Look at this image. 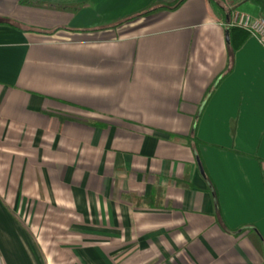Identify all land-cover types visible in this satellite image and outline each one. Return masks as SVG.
Returning <instances> with one entry per match:
<instances>
[{
    "label": "crops",
    "instance_id": "crops-1",
    "mask_svg": "<svg viewBox=\"0 0 264 264\" xmlns=\"http://www.w3.org/2000/svg\"><path fill=\"white\" fill-rule=\"evenodd\" d=\"M30 1L0 0V264L56 234L83 264H264V48L229 25L264 0Z\"/></svg>",
    "mask_w": 264,
    "mask_h": 264
},
{
    "label": "rangeland",
    "instance_id": "rangeland-1",
    "mask_svg": "<svg viewBox=\"0 0 264 264\" xmlns=\"http://www.w3.org/2000/svg\"><path fill=\"white\" fill-rule=\"evenodd\" d=\"M157 2H159V0H155ZM161 1V0H160ZM222 1V4L229 10V7H231L232 5V0H220ZM173 2V1H172ZM57 232V231H56ZM62 232V231H59ZM41 238H48V236H44L41 234V236L38 237L39 241ZM75 238L74 236H72L70 238L69 244H67V241L65 239H62V236H59L56 234L55 236V242H54V251H49V252H44L45 253V257L46 254L48 255L49 258L52 259V264H83V262L79 261V260H83V256L82 257H78V254L74 251V242ZM63 242H65L66 244H64ZM86 251H89V248L94 247L96 245H102V247L105 249L106 253L111 256V246H112V242H111V238L110 237H96V236H91V235H87V239H86ZM83 243V244H85ZM67 245L68 247H72L71 249L68 250V248H66ZM44 247V246H43ZM82 254V253H81ZM125 255V253H124ZM103 257V256H102ZM78 259V261H77ZM85 259L87 260L86 264H109V263H104V260L102 262H99V260H94L95 257L93 254H89L87 253L85 255ZM120 264H126L125 260L121 261Z\"/></svg>",
    "mask_w": 264,
    "mask_h": 264
},
{
    "label": "built area",
    "instance_id": "built-area-1",
    "mask_svg": "<svg viewBox=\"0 0 264 264\" xmlns=\"http://www.w3.org/2000/svg\"><path fill=\"white\" fill-rule=\"evenodd\" d=\"M229 25L244 29L249 35L253 36L264 48V16L253 15L248 12L230 10Z\"/></svg>",
    "mask_w": 264,
    "mask_h": 264
},
{
    "label": "trees",
    "instance_id": "trees-1",
    "mask_svg": "<svg viewBox=\"0 0 264 264\" xmlns=\"http://www.w3.org/2000/svg\"><path fill=\"white\" fill-rule=\"evenodd\" d=\"M175 1H177V0H175ZM175 1H173V2H175ZM260 2H261V4H263L262 3V0H259ZM173 2L171 3V4H173ZM20 3L21 4H24V5H30V4H36L35 2H32V1H30V0H20ZM39 4V3H38ZM157 4H161V9H168V8H170V4H167L166 2H157V1H155V0H152V2L150 3V5L146 8V10H148L149 8H152V7H154V6H156ZM48 6H50V7H54V8H58V9H71L72 11H75L80 5L79 4H73V5H58V4H48ZM154 10H156V9H149L148 11H146L145 13L146 14H148V13H151V12H153ZM6 22V21H5ZM1 23H4V21L2 20V19H0V24ZM233 31H238L240 34H241V37L239 38V41L238 42H233V37L232 36H230L231 37V41H232V43H231V49H232V51L236 48V47H238L240 44H241V42L243 41V38L246 36V35H248V33L244 30V29H242V28H240V27H237V26H230V33H231V35H232V33H233ZM203 169V168H202ZM203 173H204V177H205V180H206V182H207V187H208V189L212 192V194H213V192H214V190H213V185H212V182L210 181V179L208 178V176L206 175V173H205V171L203 170ZM187 186H190L189 184H186Z\"/></svg>",
    "mask_w": 264,
    "mask_h": 264
}]
</instances>
